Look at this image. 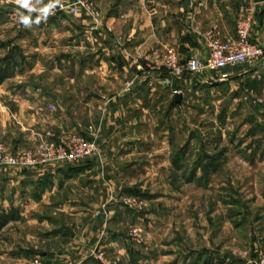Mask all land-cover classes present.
Here are the masks:
<instances>
[{"label": "rangeland", "instance_id": "374dc122", "mask_svg": "<svg viewBox=\"0 0 264 264\" xmlns=\"http://www.w3.org/2000/svg\"><path fill=\"white\" fill-rule=\"evenodd\" d=\"M79 1L90 11L46 21H98L96 0L61 5ZM18 11L28 14L10 0L0 3V68L18 64L17 76L0 84V159L34 156L45 142L69 148L97 131L99 154L77 165L0 166V212L15 208L23 219L0 232V264H264V99L246 105L238 92L219 86L225 70L189 77L179 108L153 109L151 155L103 172L93 188L77 176L81 166L101 159L102 133L80 108V77L60 61L56 75L35 77V35L43 29L23 26ZM177 53L183 67L193 61ZM35 80L56 90L49 91L39 124L29 100L35 91L18 89H34ZM21 98L25 108L16 106ZM48 171L73 176L35 209V182Z\"/></svg>", "mask_w": 264, "mask_h": 264}, {"label": "crops", "instance_id": "0c3cea01", "mask_svg": "<svg viewBox=\"0 0 264 264\" xmlns=\"http://www.w3.org/2000/svg\"><path fill=\"white\" fill-rule=\"evenodd\" d=\"M96 1L100 12L98 21L86 18L61 21L62 17H57L56 20H42L35 24V29L43 30L35 35V63L32 69L35 77L56 75L59 72L57 61H60L66 73L67 69H71L74 77H80V108L93 121L89 124L99 127L102 133L101 159L87 162L77 172V177L80 176L93 188H98L103 172L116 170L115 166L137 158L144 160L151 155V145L147 140L153 109L179 108L177 95L183 96L181 104L185 102L187 97L183 87L188 84V78L199 77L196 73H187L182 80L170 76L166 69L160 67L167 49L181 52L186 60L193 58V61L204 63L208 56L205 34L217 29L222 39L234 38L241 13L249 9L254 11L252 40L264 48V2ZM135 77L138 79L132 91L127 92L126 84ZM221 77L217 84H223L229 92H238L244 104H261L263 101L264 62L256 67L245 65L225 70ZM35 81L34 89H18L23 94L35 91V98L29 100L35 108V124H39L41 109L45 111L50 104L48 93L56 90L50 83L45 85ZM70 82L74 84L75 79ZM24 99H15L17 108H25L27 101ZM1 102L0 109L3 106ZM72 172L48 171L47 180H41L38 176L35 182V209L49 203L53 199L51 194L58 189L57 183L64 177H72ZM39 226L45 228L46 225L42 223ZM88 264L95 263L89 261Z\"/></svg>", "mask_w": 264, "mask_h": 264}, {"label": "built area", "instance_id": "2783aa9c", "mask_svg": "<svg viewBox=\"0 0 264 264\" xmlns=\"http://www.w3.org/2000/svg\"><path fill=\"white\" fill-rule=\"evenodd\" d=\"M81 8L90 11L88 5L79 1V4L58 7L51 16H54L56 13L66 12L76 17L81 14ZM253 16V9L245 10L241 13L234 38L222 39L217 29L208 31L204 36L208 53L204 63L192 61L187 67H183L180 64L177 51L174 49L167 50L164 60L166 71L174 77L181 78L187 72L201 74L209 70L224 71L245 65L252 67L261 65L264 62V48L252 40ZM137 79L138 77L127 83V92L132 91ZM98 132H93L90 139L80 136L76 137L74 143L69 148L64 146L55 147L54 144L51 145L46 142L42 143L39 151L34 156L25 155L24 157L16 158L6 156L3 160L2 158L0 159V166L17 167L26 164L35 166L40 164L64 166L83 163L95 158L99 154Z\"/></svg>", "mask_w": 264, "mask_h": 264}, {"label": "clouds", "instance_id": "9594fccd", "mask_svg": "<svg viewBox=\"0 0 264 264\" xmlns=\"http://www.w3.org/2000/svg\"><path fill=\"white\" fill-rule=\"evenodd\" d=\"M4 0H0V3H3ZM10 2H14L19 6L20 9H24L27 11V15L18 11V21L25 27H31L33 24H39L42 20H47V18L53 14L54 10L58 5H61V0H49L46 5L38 7V5L42 4V0H10ZM39 13L35 20L32 18V13Z\"/></svg>", "mask_w": 264, "mask_h": 264}, {"label": "trees", "instance_id": "16d2710c", "mask_svg": "<svg viewBox=\"0 0 264 264\" xmlns=\"http://www.w3.org/2000/svg\"><path fill=\"white\" fill-rule=\"evenodd\" d=\"M18 67L17 63L9 62L6 67L0 68V84H3L6 80L13 79L17 76V72H15ZM22 217L20 212L15 208L9 211H1L0 212V232L8 226L10 223L22 221Z\"/></svg>", "mask_w": 264, "mask_h": 264}, {"label": "water", "instance_id": "95a60500", "mask_svg": "<svg viewBox=\"0 0 264 264\" xmlns=\"http://www.w3.org/2000/svg\"><path fill=\"white\" fill-rule=\"evenodd\" d=\"M255 2H256V4H260V3H263L264 0H255ZM182 98H183L182 95H180V94L177 95V97H176V103L177 104H181Z\"/></svg>", "mask_w": 264, "mask_h": 264}]
</instances>
